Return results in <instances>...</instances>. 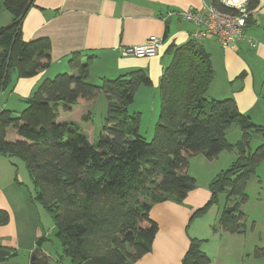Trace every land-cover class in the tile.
<instances>
[{
  "label": "trees",
  "instance_id": "1",
  "mask_svg": "<svg viewBox=\"0 0 264 264\" xmlns=\"http://www.w3.org/2000/svg\"><path fill=\"white\" fill-rule=\"evenodd\" d=\"M29 1L4 0L0 5V10L13 16V22L0 30V95L12 71L18 79H26L51 66L48 38L22 39ZM211 3L219 11L236 13L218 0ZM258 3L249 0L248 11L253 12ZM250 22L252 16L247 25ZM166 53L171 62L161 76L160 113L150 142L140 135V115L129 111L138 89L152 86L148 74L134 71L95 85L89 81L90 62H84L80 53L68 62L71 73L44 80L19 116L0 111V155L17 157L27 165L35 200L52 215L64 257L71 264L88 260L133 264L147 255L159 230L150 218L152 207L168 199L187 198L196 179L186 170L190 158L199 155L211 161L235 150L238 158L211 180L210 198L191 220L226 194L235 202L222 212L218 225L225 233H245L242 206L248 201L247 184L264 162V126L242 114L233 98H207L216 73L201 42L171 44ZM100 94L106 97L108 109L102 131L92 144L75 125L58 122V112L60 108L70 111L81 100L92 101ZM233 125L242 134L237 144L227 140ZM9 129L17 133L15 141L7 140ZM252 134L263 138L255 150L250 148ZM8 221V214L0 211V224ZM41 242L38 238L37 247ZM202 242L190 240L183 264H210ZM263 254V249H256V257ZM34 256V264H43Z\"/></svg>",
  "mask_w": 264,
  "mask_h": 264
},
{
  "label": "crops",
  "instance_id": "2",
  "mask_svg": "<svg viewBox=\"0 0 264 264\" xmlns=\"http://www.w3.org/2000/svg\"><path fill=\"white\" fill-rule=\"evenodd\" d=\"M3 2L4 0H0V5ZM210 4V0H34L22 22L21 36L25 42L48 38L51 43V66L35 77L26 79H18L12 71L10 83L0 95V111L9 110L19 116L26 107L27 99L44 80L71 73L68 62L72 55L80 53L84 62H90L89 81L95 85L103 79L115 80L134 71L147 73L152 86L138 89L130 106L133 108L132 112L130 108L129 111L131 114L143 115V105L154 102L156 116L153 123H157L160 113V80L164 68L171 62V56L166 51L171 44H187L196 31L193 25L183 22L178 13L201 10ZM252 14V22L244 31L245 39L237 42L235 47L224 49L216 39L202 41L201 46L210 55L216 73L207 98H233L242 114L250 117L255 124L264 126V0H259ZM12 22L13 16L0 10V30ZM151 36L165 40L159 54L151 58H135L133 48L146 43ZM90 104V101L81 100L70 111L60 108L57 120L75 125L93 144L97 140L91 138L92 126L89 122L85 128L80 126L82 120H90L85 115L89 114L87 109ZM229 130L228 142L237 144L239 138L229 140ZM17 138L15 130L9 129L7 140L12 142ZM225 154L222 152L211 161L203 157L209 162H220L222 159L231 165L238 158L235 150ZM14 158L0 155V211L9 216L7 224H0V249L10 253L0 260V264H34V257L30 262L18 260L21 243L31 245V251L36 253V247L33 248L32 245L36 238L34 239L33 228L34 210L30 205L25 208L31 228L26 226L19 229L20 225L17 224V210L24 209L23 202H26V198L23 197L22 201L16 194V191H20L16 180L19 165L13 164ZM186 171L188 172V168ZM212 179L207 180L203 189L196 186L183 201L168 199L152 207L150 218L158 224V234L151 251L133 264H183L191 239L204 241L201 248L210 258V264H264V254L255 256L257 248L264 251V225L263 228L260 226L261 231L259 228L256 230L254 224L257 222L253 221L251 231H248L249 223L245 213L247 202L242 206L246 225L243 234H229L221 230L218 225L222 214L220 210L215 214V211L210 212L195 222L191 220L194 212L207 204ZM261 192L263 193V189ZM221 196L225 199L224 210L234 204L235 201L227 199L226 194ZM213 227H216V233L213 232ZM39 235L40 232H37V238ZM215 238H218L217 243H214ZM212 239L211 243L217 247L214 258L208 252ZM21 249L28 251L25 246ZM43 255L47 257L46 254Z\"/></svg>",
  "mask_w": 264,
  "mask_h": 264
},
{
  "label": "rangeland",
  "instance_id": "3",
  "mask_svg": "<svg viewBox=\"0 0 264 264\" xmlns=\"http://www.w3.org/2000/svg\"><path fill=\"white\" fill-rule=\"evenodd\" d=\"M253 17V14L251 15ZM247 26V22L245 23ZM246 29V27H245ZM64 74V73H63ZM54 76L53 78H55ZM52 78V79H53ZM101 83L98 82V85ZM107 100V99H106ZM105 96L103 94H100L97 98L90 101L89 108L87 109V112L89 114H85L90 118L89 121L82 120V123L80 126L85 128L87 126V123L89 122V125L92 126V133L91 138L97 140L99 137V134L102 131L103 125H104V119L107 114L108 109V102H106ZM144 109L143 115L141 113H138L140 115V126H139V132L142 137L147 142H150L154 135V129L155 124L153 123V120L156 116V113H154V102H151V104L142 107ZM133 108H130V111L132 112ZM130 112V113H131ZM160 112V111H159ZM159 116V113H158ZM261 126V125H260ZM229 140H234L233 138H239L238 140H241V130L237 125H233L229 130ZM263 142V138L257 134H252L251 144L250 148L252 150H255L259 145H261ZM227 155L229 152H225ZM193 158V157H191ZM190 158V159H191ZM23 160H20L19 158L15 157L13 164L19 165L17 172V187L20 188V191H16L17 197L23 201L24 198H26V202H23L24 209L17 210V224H19V229L21 227H26L30 225L29 218L27 217L26 213V205H30L31 209L34 210L33 213V228L35 229V236L33 241V248L36 247V253H33L32 246L28 245L27 243H21L19 245V256L18 260L22 261H32L34 254H36L40 258V262L43 264H59L57 261H60L63 264H71V261L69 258L64 257L63 254V248L62 244L60 242L59 237L57 236L58 229L54 224L52 215L48 212V210L43 207L38 201L35 200L36 195V189L35 186L31 180L27 165L25 162H22ZM24 164V165H23ZM188 166V172L194 176H196V186H199V189H203L206 184L207 180L210 178H214L218 173H220L222 170H226L231 163L223 162L222 159H220V162H209L206 160L202 155H199L198 157L195 156L190 162ZM16 187V188H17ZM15 188V190H17ZM263 189V193L261 192ZM246 193L248 196V201L245 207V213H247V220L249 223L248 231H251V226H253L254 222H257V224H254L256 226V230L258 228L260 229V226L263 228L264 225V162L257 168L256 174L251 178L250 182H248L246 187ZM24 194V196H23ZM24 197V198H23ZM263 204V206H262ZM225 207V199L221 196L219 199V202L217 204L212 205L209 210L206 213H203L202 215H199L193 219V222L199 218H203L210 214V212L216 213L217 210H220V213L223 212ZM208 213V214H207ZM213 214V216H214ZM252 224V225H251ZM248 225V224H247ZM261 231V229H260ZM40 232V235L38 238H42V242L40 247H37V236L36 233ZM257 235L260 237L259 233ZM24 241H27L26 239ZM213 239L210 241V247L208 248V252L210 253L211 258L215 257V252L217 251L216 244L211 243ZM218 242V238H215L214 243ZM204 242H202V245ZM22 246H25V248L28 250L25 252L21 249ZM31 246V247H30ZM202 247V246H201ZM262 248V246H260ZM31 251V252H30ZM30 252V253H29ZM43 254H46L47 257H45ZM53 258L55 261H53L51 258Z\"/></svg>",
  "mask_w": 264,
  "mask_h": 264
},
{
  "label": "built area",
  "instance_id": "4",
  "mask_svg": "<svg viewBox=\"0 0 264 264\" xmlns=\"http://www.w3.org/2000/svg\"><path fill=\"white\" fill-rule=\"evenodd\" d=\"M218 1L223 6L235 10L236 13L219 11L211 3L201 10L182 11L178 13V16L183 22L195 27L196 31L191 35L192 40L202 42L208 39H216L222 48H233L237 42L245 39V23L252 15L247 7L249 0ZM164 43L163 38L151 36L146 43L135 46L132 54L138 59L156 57Z\"/></svg>",
  "mask_w": 264,
  "mask_h": 264
},
{
  "label": "water",
  "instance_id": "5",
  "mask_svg": "<svg viewBox=\"0 0 264 264\" xmlns=\"http://www.w3.org/2000/svg\"><path fill=\"white\" fill-rule=\"evenodd\" d=\"M33 3H34V0H30V1L28 2L27 6H26V9H25V12H26V11L32 6ZM8 26H9V25H8ZM5 28H7V26H6ZM9 255H10L9 252L0 249V260L5 259L6 256H9ZM33 259H34V258H33ZM82 264H94V263H93L92 260H88V261H85V262L82 263Z\"/></svg>",
  "mask_w": 264,
  "mask_h": 264
}]
</instances>
